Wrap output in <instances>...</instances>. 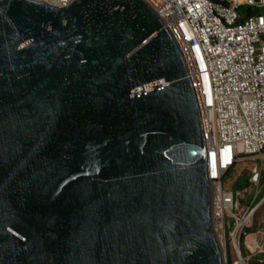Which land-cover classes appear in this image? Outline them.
<instances>
[{"label":"water","instance_id":"95a60500","mask_svg":"<svg viewBox=\"0 0 264 264\" xmlns=\"http://www.w3.org/2000/svg\"><path fill=\"white\" fill-rule=\"evenodd\" d=\"M206 161L146 2L0 0V264H224Z\"/></svg>","mask_w":264,"mask_h":264},{"label":"built area","instance_id":"2783aa9c","mask_svg":"<svg viewBox=\"0 0 264 264\" xmlns=\"http://www.w3.org/2000/svg\"><path fill=\"white\" fill-rule=\"evenodd\" d=\"M61 7L73 0H33ZM169 29L188 69L206 146L213 222L233 216L222 177L246 157L264 158V0H143ZM243 18V19H242ZM242 19V20H241ZM259 168L250 182L259 179Z\"/></svg>","mask_w":264,"mask_h":264},{"label":"rangeland","instance_id":"374dc122","mask_svg":"<svg viewBox=\"0 0 264 264\" xmlns=\"http://www.w3.org/2000/svg\"><path fill=\"white\" fill-rule=\"evenodd\" d=\"M255 166L260 172L257 182L232 194L234 179L242 174L250 177ZM222 188L224 203L233 215L224 217V229L214 222L224 264H247L254 255L264 256V158L246 157L237 162L222 181Z\"/></svg>","mask_w":264,"mask_h":264},{"label":"trees","instance_id":"16d2710c","mask_svg":"<svg viewBox=\"0 0 264 264\" xmlns=\"http://www.w3.org/2000/svg\"><path fill=\"white\" fill-rule=\"evenodd\" d=\"M240 12H241V15L243 16V18H247V17L252 16V15L264 14V8H255V7L243 6L240 8ZM232 168L225 173L223 180L230 174V171L232 170ZM249 179H250V177L248 175H245V174L237 176L234 179V181L231 183L232 194H235L237 192H240V191L247 189L249 187V182H250ZM247 264H264V256L263 255H254L248 260Z\"/></svg>","mask_w":264,"mask_h":264},{"label":"bare ground","instance_id":"6f19581e","mask_svg":"<svg viewBox=\"0 0 264 264\" xmlns=\"http://www.w3.org/2000/svg\"><path fill=\"white\" fill-rule=\"evenodd\" d=\"M251 244V243H250Z\"/></svg>","mask_w":264,"mask_h":264}]
</instances>
